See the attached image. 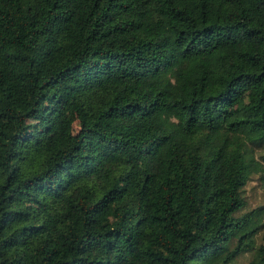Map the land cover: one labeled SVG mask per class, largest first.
<instances>
[{"label": "trees", "instance_id": "trees-1", "mask_svg": "<svg viewBox=\"0 0 264 264\" xmlns=\"http://www.w3.org/2000/svg\"><path fill=\"white\" fill-rule=\"evenodd\" d=\"M253 174L264 0H0V264H264Z\"/></svg>", "mask_w": 264, "mask_h": 264}, {"label": "rangeland", "instance_id": "rangeland-1", "mask_svg": "<svg viewBox=\"0 0 264 264\" xmlns=\"http://www.w3.org/2000/svg\"><path fill=\"white\" fill-rule=\"evenodd\" d=\"M71 131L77 129L76 120L73 119L69 123ZM242 196L245 200V206L242 211L249 208L255 207L257 205H264V186L260 183L256 174H253L243 186ZM247 259V254H243L238 257L237 264H245Z\"/></svg>", "mask_w": 264, "mask_h": 264}]
</instances>
